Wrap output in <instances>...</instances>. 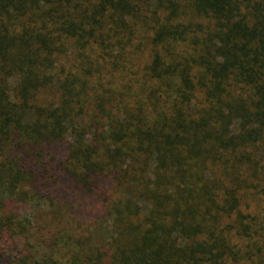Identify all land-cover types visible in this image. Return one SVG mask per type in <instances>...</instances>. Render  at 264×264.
<instances>
[{
  "label": "trees",
  "instance_id": "1",
  "mask_svg": "<svg viewBox=\"0 0 264 264\" xmlns=\"http://www.w3.org/2000/svg\"><path fill=\"white\" fill-rule=\"evenodd\" d=\"M0 264H264V0H0Z\"/></svg>",
  "mask_w": 264,
  "mask_h": 264
}]
</instances>
